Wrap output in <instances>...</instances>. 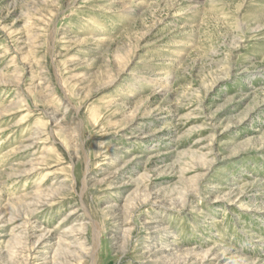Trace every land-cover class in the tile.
I'll use <instances>...</instances> for the list:
<instances>
[{"label": "rangeland", "instance_id": "obj_1", "mask_svg": "<svg viewBox=\"0 0 264 264\" xmlns=\"http://www.w3.org/2000/svg\"><path fill=\"white\" fill-rule=\"evenodd\" d=\"M10 216L0 264H264V0H0Z\"/></svg>", "mask_w": 264, "mask_h": 264}, {"label": "bare ground", "instance_id": "obj_2", "mask_svg": "<svg viewBox=\"0 0 264 264\" xmlns=\"http://www.w3.org/2000/svg\"><path fill=\"white\" fill-rule=\"evenodd\" d=\"M15 58V57H14ZM41 193L38 191V194ZM36 195V194H35ZM39 196V195H38ZM37 197V195H36ZM42 201V200H41ZM45 205V202H41L39 203V206L37 204L36 207H42ZM37 209V208H36ZM34 211V210H33ZM34 214V213H33ZM11 217V216H10ZM14 217V216H13ZM67 219V218H66ZM65 220V219H64ZM86 219H83V221H85ZM14 222H18L15 220V218L12 219V217L9 219V220H6L4 217L0 218V223L1 224H5V223H10V224H13ZM16 224V223H15ZM81 226H78L77 229H73L71 230L68 234L67 231L63 232L62 233L60 232L59 234H61L60 238H59V241L57 242V249H56V252L54 254L55 257H59V256H63V258L66 260V259H72V258H80L78 257L79 255V252L80 254H82L81 252L84 253L85 250V246L83 244H81L80 240L83 239V236H84V232H85V223H81L80 224ZM15 232H20L18 234H16L19 237V234L22 233V236H24L23 239H30L31 236L29 234L26 233V230H23V227L21 225H17L14 227L13 229ZM51 233V231H46L44 235L42 236H38L37 237V241H36V244H47L48 246H50V243H51V239L49 237V234ZM97 230H96V233H95V239L97 240V237H98V234H97ZM85 237V236H84ZM96 240H95V244H96ZM84 241V240H83ZM28 242V240H27ZM46 245V246H47ZM15 248V247H14ZM50 247H46V249H49ZM25 249V247H24ZM96 249V248H95ZM24 251V250H23ZM21 253V252H20ZM84 255V254H83ZM86 256V255H85ZM84 256V257H85ZM82 258V257H81ZM59 259V258H58ZM62 259V258H61ZM94 260V258H93ZM68 261V260H67ZM66 261V262H67ZM58 263V262H57ZM70 263V262H69ZM94 264V263H93Z\"/></svg>", "mask_w": 264, "mask_h": 264}]
</instances>
